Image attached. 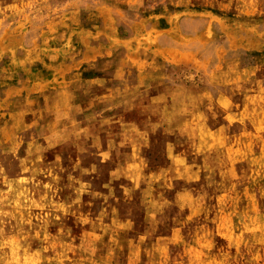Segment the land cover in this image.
Returning <instances> with one entry per match:
<instances>
[{
  "label": "rangeland",
  "instance_id": "1",
  "mask_svg": "<svg viewBox=\"0 0 264 264\" xmlns=\"http://www.w3.org/2000/svg\"><path fill=\"white\" fill-rule=\"evenodd\" d=\"M0 264H264V0H0Z\"/></svg>",
  "mask_w": 264,
  "mask_h": 264
},
{
  "label": "crops",
  "instance_id": "2",
  "mask_svg": "<svg viewBox=\"0 0 264 264\" xmlns=\"http://www.w3.org/2000/svg\"><path fill=\"white\" fill-rule=\"evenodd\" d=\"M71 62H73V61L71 60ZM71 62H69V63H71ZM78 69L79 68L77 67V64H74V68L71 72L72 77H70V80H64L62 82V84L64 86L63 89H61L58 92L57 90L55 91L54 90L55 88L53 87L54 89L51 92L49 91L48 94H46V96L43 98L45 101V104H44L45 109L49 110L52 107H54L56 111H60L62 109L69 108V107H75L76 109H78L77 104L75 103L74 97L76 96L78 90L82 89V87L77 85V82H84L81 74L78 72ZM64 79H65V77H64ZM52 81L53 80H48V83L51 84ZM74 85H76L77 87H75ZM49 89H51V88H49ZM62 100L67 101V103L62 105V103H61ZM97 101H99L97 98L93 99V103L97 102ZM72 102L74 104H72ZM78 110H80V109H78ZM46 113H47V116L44 118V121H45V123H48V122L52 121V118L49 117V112H46ZM55 116H56V119H59V120H57L58 122L64 121V120H62V118H65V117L64 116L62 117L61 114H58L55 112ZM77 123H80V121L78 120Z\"/></svg>",
  "mask_w": 264,
  "mask_h": 264
}]
</instances>
